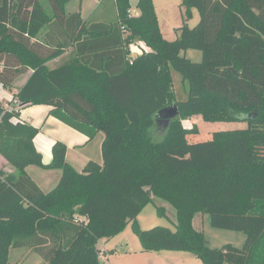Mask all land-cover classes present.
<instances>
[{
	"label": "trees",
	"instance_id": "trees-1",
	"mask_svg": "<svg viewBox=\"0 0 264 264\" xmlns=\"http://www.w3.org/2000/svg\"><path fill=\"white\" fill-rule=\"evenodd\" d=\"M48 2L51 12L40 0H0V86L12 91L18 76L32 72L10 108L0 104V155L14 168L0 170V264H13L10 250L17 248L36 252L44 264H102L100 243L130 223L144 253L264 264V0H182L200 22L184 24L172 42L153 0L138 1L139 16L131 0H112L114 20L88 22L67 14L71 0ZM136 42L149 51L133 55ZM187 50L200 51L202 61L182 57ZM172 69L189 83L185 102L176 98ZM39 105L89 141L104 133L103 165L78 172L62 142L46 165L34 146L40 129L19 113ZM174 106L177 117L161 115ZM196 119L247 127L195 143L198 125L183 122ZM30 166L60 170L61 179L44 193ZM153 198L176 210V231L139 228ZM201 213L214 228L243 232V248H211L194 227Z\"/></svg>",
	"mask_w": 264,
	"mask_h": 264
},
{
	"label": "rangeland",
	"instance_id": "rangeland-1",
	"mask_svg": "<svg viewBox=\"0 0 264 264\" xmlns=\"http://www.w3.org/2000/svg\"><path fill=\"white\" fill-rule=\"evenodd\" d=\"M82 1L84 7V16L86 17L90 14V12L91 15L89 18L93 16L95 20L98 18H105L107 21H111L116 17L112 0H100L101 4L99 5L95 2V0ZM153 2L158 15V22L161 32L164 38L169 42L175 41L178 38L179 33H177L176 30L181 28L184 24H187L189 28L193 29L200 22L199 12L196 9H193L191 11L192 17L190 18L188 16L187 9L182 6V0H153ZM79 3L80 0H73V5L76 6L79 5ZM44 5L48 10L51 11L49 2H44ZM136 13L137 12L132 10V14L135 15ZM133 50L135 52V49ZM136 53L135 55H137ZM181 56L186 57L195 63L202 61V53L197 50L184 51L181 53ZM172 75L174 80V91L177 100L179 102L187 101L190 88L189 83L184 81L182 75L174 69H172ZM183 124L186 128H191L194 124L198 125L201 133L197 136L192 135V141L195 143L210 140L213 134L217 131L244 129L247 127V124L242 122L205 123L200 119L192 121L186 120L183 122ZM58 131L60 134L59 136L65 137L69 136L68 131L72 130ZM101 135L102 136L97 138L98 140L96 139L94 142H92L85 151L88 155L90 154V158L95 162V168H93L95 170L97 167H101V165H103V156L101 154L102 143L100 144L99 141L105 137V135L104 133H101ZM160 208L165 209V216L159 214ZM137 221L139 228L144 231H148L156 227H167L172 231H176L177 228L176 210L170 204L159 198H153V202L142 211ZM194 227L196 230L204 234L206 240L209 242V246L213 249H222L226 245H232L241 249L246 242V235L243 232L214 228L211 225V218L208 214L201 213L196 215L194 219ZM107 247L116 248V250H118V255H116L117 258L115 259L114 264H203L200 259L196 258L190 253L176 251H167L162 252L161 254H156L159 255V263L158 261L155 262L154 260L147 259L142 261L137 260L134 257L139 256V253H141L140 251H142V247L140 240L135 233L133 223H130L120 235L114 237L109 242ZM103 250L106 252V250L101 247V251ZM106 256L107 255L104 256L105 260L108 258V256ZM9 259L13 264H44L45 262L41 255L28 248L11 249ZM102 264L110 263L105 262Z\"/></svg>",
	"mask_w": 264,
	"mask_h": 264
},
{
	"label": "crops",
	"instance_id": "crops-1",
	"mask_svg": "<svg viewBox=\"0 0 264 264\" xmlns=\"http://www.w3.org/2000/svg\"><path fill=\"white\" fill-rule=\"evenodd\" d=\"M40 1L43 4L44 2L46 3V1L48 2V0H40ZM138 1L139 0H131L132 10L137 12V15L135 16H139V13H138L139 10L137 8ZM95 2L98 5L101 4L100 0H95ZM66 12L68 15L80 13L83 21L85 22H88L91 18H93V16L89 18L91 15V12L87 17L84 16V7H83L82 0H80L79 5H76V6L73 5V0H72L67 5ZM49 30H50L49 26L44 27L42 31L40 32L37 40L44 42L45 35L49 32ZM131 49H132L133 55H135L136 52H139V49L140 50L144 49L146 51H149V49L143 43H140V42H136L135 44H133L131 46ZM133 49H135V52ZM31 73L32 72L29 71L26 74L18 76L11 85L12 91L0 86V104L1 105H3L5 108H10L9 105L14 99V94L17 93L26 84ZM19 113H20V120L26 121L29 124L33 125L34 127L40 129V133L34 139V146L36 150L43 156V160L46 165L50 164L53 160V147L55 143L57 142H62L67 146L66 160L78 172H83L90 165V163L91 164L95 163L90 158L89 156L90 154L88 155L87 152L85 151L87 150V148L90 146L92 142H94L97 138H100V136H102L101 135L102 132H100L94 140L89 141V139L85 135L81 134L80 132L72 128L70 129L69 126L65 125L64 123L50 116L49 115L50 108L44 105L29 106V107L21 109ZM66 128H69V129H66ZM58 130H72V131H68V135L70 137L69 136L61 137L59 136L60 134ZM104 140H105V137L100 139L99 143L103 144ZM101 154H102V150H101ZM0 170L5 171L6 173L14 172V168L1 155H0ZM27 173L44 193L50 192L54 187L57 186V184L59 183L61 179V174H62L60 170H46V169H42L36 166L28 167ZM111 240H105L100 243V247H103L107 252H109V254L107 255L108 256L107 260L103 259L102 263L108 262L110 264H114L115 259L117 258L116 255H118V250H116V248L107 247V245L109 244ZM140 252L141 253H139V256H135L134 258L140 261L146 260V259L154 260L155 262L158 261L159 263L160 258H159V255H156V254H161V253H144L142 251ZM161 264H164V263H161Z\"/></svg>",
	"mask_w": 264,
	"mask_h": 264
},
{
	"label": "water",
	"instance_id": "water-1",
	"mask_svg": "<svg viewBox=\"0 0 264 264\" xmlns=\"http://www.w3.org/2000/svg\"><path fill=\"white\" fill-rule=\"evenodd\" d=\"M166 119H173L178 116V107L174 106L161 112Z\"/></svg>",
	"mask_w": 264,
	"mask_h": 264
},
{
	"label": "built area",
	"instance_id": "built-area-1",
	"mask_svg": "<svg viewBox=\"0 0 264 264\" xmlns=\"http://www.w3.org/2000/svg\"><path fill=\"white\" fill-rule=\"evenodd\" d=\"M135 15H137V13H136ZM18 105H19V104H18ZM104 256H105V251L103 250V251L101 252V258L104 259Z\"/></svg>",
	"mask_w": 264,
	"mask_h": 264
}]
</instances>
